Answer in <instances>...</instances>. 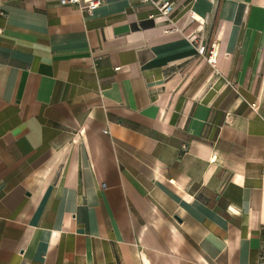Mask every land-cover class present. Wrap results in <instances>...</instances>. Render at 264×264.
<instances>
[{
  "label": "crops",
  "instance_id": "crops-1",
  "mask_svg": "<svg viewBox=\"0 0 264 264\" xmlns=\"http://www.w3.org/2000/svg\"><path fill=\"white\" fill-rule=\"evenodd\" d=\"M0 1V264H264V0Z\"/></svg>",
  "mask_w": 264,
  "mask_h": 264
},
{
  "label": "built area",
  "instance_id": "built-area-1",
  "mask_svg": "<svg viewBox=\"0 0 264 264\" xmlns=\"http://www.w3.org/2000/svg\"><path fill=\"white\" fill-rule=\"evenodd\" d=\"M143 1H151L154 6H155V12L151 13V17H156L158 15L161 16H165L168 17L170 15V13L173 11V3L169 0L164 1L163 3L159 4L156 1L153 0H143ZM83 2H85L86 4V9L88 11V13L92 14L93 11L101 4V0H61L62 4H73V5H81ZM191 17L196 18L195 12L193 10H191ZM0 15H5V12L2 10L1 7V1H0ZM172 30H177L176 26H173ZM3 33V29L0 28V35ZM198 37L194 38L195 43L197 44V50L199 52V54L205 55L208 51L207 49V45L204 43H201L198 41ZM218 57H219V46L218 44L214 41L211 44V47L208 51L207 54V62L209 63V65L215 69V71L218 73ZM183 148H186V146L184 145Z\"/></svg>",
  "mask_w": 264,
  "mask_h": 264
}]
</instances>
